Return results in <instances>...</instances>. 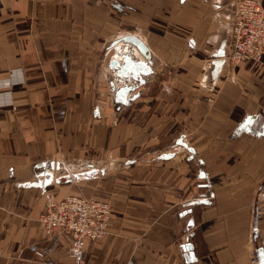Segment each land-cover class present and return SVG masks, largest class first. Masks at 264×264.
<instances>
[{
  "label": "crops",
  "instance_id": "obj_1",
  "mask_svg": "<svg viewBox=\"0 0 264 264\" xmlns=\"http://www.w3.org/2000/svg\"><path fill=\"white\" fill-rule=\"evenodd\" d=\"M234 2L0 0V264H264V56L227 60ZM68 195L110 205L77 260L39 223Z\"/></svg>",
  "mask_w": 264,
  "mask_h": 264
},
{
  "label": "built area",
  "instance_id": "obj_2",
  "mask_svg": "<svg viewBox=\"0 0 264 264\" xmlns=\"http://www.w3.org/2000/svg\"><path fill=\"white\" fill-rule=\"evenodd\" d=\"M263 56L264 8L259 0H235L227 60L237 64L248 60L260 61ZM109 219L108 202L68 195L60 200H47L39 223L48 235L55 231L69 234L68 255L77 260L86 240H98L107 234Z\"/></svg>",
  "mask_w": 264,
  "mask_h": 264
},
{
  "label": "water",
  "instance_id": "obj_3",
  "mask_svg": "<svg viewBox=\"0 0 264 264\" xmlns=\"http://www.w3.org/2000/svg\"><path fill=\"white\" fill-rule=\"evenodd\" d=\"M129 41H131L132 43H134L135 45H137L141 50H143L142 44L139 40H137L135 37H130L128 38ZM186 248L189 250L191 249V245L187 244Z\"/></svg>",
  "mask_w": 264,
  "mask_h": 264
},
{
  "label": "rangeland",
  "instance_id": "obj_4",
  "mask_svg": "<svg viewBox=\"0 0 264 264\" xmlns=\"http://www.w3.org/2000/svg\"><path fill=\"white\" fill-rule=\"evenodd\" d=\"M48 200H53V199H48Z\"/></svg>",
  "mask_w": 264,
  "mask_h": 264
},
{
  "label": "bare ground",
  "instance_id": "obj_5",
  "mask_svg": "<svg viewBox=\"0 0 264 264\" xmlns=\"http://www.w3.org/2000/svg\"><path fill=\"white\" fill-rule=\"evenodd\" d=\"M125 60V59H124Z\"/></svg>",
  "mask_w": 264,
  "mask_h": 264
}]
</instances>
